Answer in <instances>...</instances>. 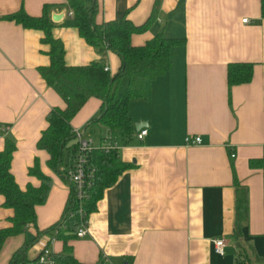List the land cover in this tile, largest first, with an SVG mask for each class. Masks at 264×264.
I'll use <instances>...</instances> for the list:
<instances>
[{"label": "crops", "instance_id": "0c3cea01", "mask_svg": "<svg viewBox=\"0 0 264 264\" xmlns=\"http://www.w3.org/2000/svg\"><path fill=\"white\" fill-rule=\"evenodd\" d=\"M92 1L96 22L126 16L140 25L153 13L148 27L132 35L134 46L158 33L183 43L172 49L169 70L145 82L146 97L131 102L132 138L126 145L115 141L118 157L128 167L95 202L86 234L67 241L73 258L81 264H234L235 180L248 191L241 243L264 256V176L260 165H250L251 160L264 163L261 0H159L156 9L155 0H83ZM43 5L48 6L50 35L62 42L66 65L99 59L67 24L71 16L64 0H0V150L6 138L14 141L9 171L21 190L39 185L28 173L34 162L52 180L45 201L34 208V224L4 240L0 264H8L33 237L26 261L17 264H35L42 249L52 256L62 251L56 231L45 230L59 219L70 186L47 168L48 155L36 141L46 127L48 110L63 108L64 102L37 71L49 64L43 32L1 18L19 9L37 17ZM52 14L59 19L51 20ZM104 62L109 74L118 72L117 54L107 51ZM237 62L252 63V77L229 88L228 66ZM126 86L123 78L118 90ZM99 106V99L88 98L70 125L103 147L113 142L107 129L85 128ZM138 122H145L141 129L147 130L142 140L136 137ZM194 136L201 142L187 144L186 138ZM3 200L0 195V229L13 214L2 206ZM218 238L224 240L223 254L214 251L213 240Z\"/></svg>", "mask_w": 264, "mask_h": 264}, {"label": "trees", "instance_id": "16d2710c", "mask_svg": "<svg viewBox=\"0 0 264 264\" xmlns=\"http://www.w3.org/2000/svg\"><path fill=\"white\" fill-rule=\"evenodd\" d=\"M71 12L68 25L77 29L79 36L99 55V59L88 64L69 66L63 61V45L58 39L50 35L52 26L48 19V6L43 5L41 15L32 17L22 9L1 17L13 20L25 28L39 29L43 32L42 43L48 45L47 55L49 64L40 66L37 71L47 86L51 87L63 100L64 107H52L45 115L46 127L41 131L36 141V147L44 150L48 159L47 168L67 180L65 167L70 165L76 151V142L71 118L90 97L100 100L97 116L91 118L87 127L103 126L107 129L112 144H128L132 138L133 122L129 114L132 101L146 97L144 84L157 76L166 73L172 63V49L183 43V39L167 37L161 33L154 35L144 45L134 46L131 37L135 33L144 31L151 20L153 13L143 24L136 25L126 16L111 21H95L97 6L94 1L85 4L83 0H64ZM159 5L155 0L154 8ZM154 9V10H155ZM261 16L264 18V0H261ZM107 51L117 54L120 58V67L114 75L105 69L104 58ZM253 64L249 62L231 63L228 66L227 80L229 88L235 84L247 83L252 77ZM123 78L127 79V86L119 91ZM14 141L6 138L3 149L0 150V195L4 200L2 206L13 212L7 221L9 225L0 229V248L4 240L13 235L23 233L25 226L34 224L37 205L42 204L51 187V177L40 172L38 164L28 168L30 175L36 176L39 185H27L21 190L15 183L9 171L11 154L14 150ZM88 162L94 169L92 185L82 207L85 214L95 209V202L103 190L112 186L117 177L128 167L118 157L117 148L105 149L93 146L87 154ZM251 166L260 165L264 176V163L250 161ZM69 192L63 211L59 219L45 231L55 230L56 237L62 241V251L53 255L55 264H81L71 255L67 241L76 238L74 233L79 226L77 204L73 189L69 182ZM235 207L233 238L237 243L238 252L234 264H264V256L258 255L250 246L241 243L242 229L248 221V191L246 186L234 181ZM26 240L10 257L8 264L25 262V250L34 241Z\"/></svg>", "mask_w": 264, "mask_h": 264}, {"label": "built area", "instance_id": "2783aa9c", "mask_svg": "<svg viewBox=\"0 0 264 264\" xmlns=\"http://www.w3.org/2000/svg\"><path fill=\"white\" fill-rule=\"evenodd\" d=\"M68 15H72L70 11L68 12ZM247 21V18L242 19V22L244 23ZM73 133L75 135L76 151L67 169L66 176L73 189L74 199L77 204V214L79 217V226L76 228L74 235L76 238H81L86 234L88 216L85 214L82 204L88 197L94 174V169L88 162L87 154L93 149L94 145L91 138L82 135V130L75 129L73 130ZM146 134V129H140L136 137L137 139L142 140ZM200 142V136L186 138L187 144H198ZM103 147L105 149H113L117 148V145L108 144ZM230 156L234 157V154H231ZM213 244L214 251L218 254H223L224 240L222 238L214 239ZM35 264H55V261L47 249H42L35 260ZM99 264H106V262L101 261Z\"/></svg>", "mask_w": 264, "mask_h": 264}, {"label": "water", "instance_id": "95a60500", "mask_svg": "<svg viewBox=\"0 0 264 264\" xmlns=\"http://www.w3.org/2000/svg\"><path fill=\"white\" fill-rule=\"evenodd\" d=\"M59 17H60L59 15L52 14L51 15V20L56 21V20L59 19ZM144 125H145V122H138V123L135 124V129L136 130H140L141 127H143Z\"/></svg>", "mask_w": 264, "mask_h": 264}, {"label": "rangeland", "instance_id": "374dc122", "mask_svg": "<svg viewBox=\"0 0 264 264\" xmlns=\"http://www.w3.org/2000/svg\"><path fill=\"white\" fill-rule=\"evenodd\" d=\"M82 135L85 137V136H86V133H85V132H83V133H82ZM56 176H57V175H56Z\"/></svg>", "mask_w": 264, "mask_h": 264}]
</instances>
